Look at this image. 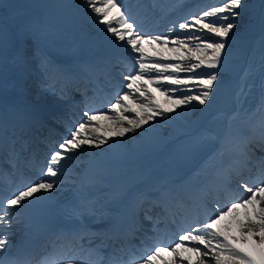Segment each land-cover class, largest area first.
Segmentation results:
<instances>
[{
  "label": "snow or ice",
  "instance_id": "snow-or-ice-1",
  "mask_svg": "<svg viewBox=\"0 0 264 264\" xmlns=\"http://www.w3.org/2000/svg\"><path fill=\"white\" fill-rule=\"evenodd\" d=\"M82 7L90 10V18L103 25L114 43H123L136 54V67L125 77L127 91L118 95L107 111H86L85 119L50 153L39 178L0 196V264H31L30 260L16 257L5 260L13 247L9 232L19 222L21 210L27 204L57 187L56 178L61 175L65 161L76 152L84 146L100 148L113 138H124L145 126L151 127L150 122L157 117L171 118L170 114L183 113L194 102L202 107L211 102L220 82V69L226 67L225 58L237 34V21L243 14L245 0H216L215 4L178 21L169 34L138 31L128 14L126 0H83ZM177 27L184 35L170 38ZM259 42L264 71V16ZM201 69L207 71H198ZM247 75L245 71V89ZM156 92L166 97V104L156 100ZM110 112L113 114L109 115ZM5 135L9 133L0 115V141ZM26 136L20 129L17 140L16 130L11 132L14 152L17 142L20 152L26 150ZM242 187L244 197L216 199L210 208L205 204L203 216L198 212L192 217L175 240H167L154 224L152 245L139 255L133 253L129 264H264V178L251 186L243 183ZM170 195L161 192L159 199ZM240 209L242 214L238 212ZM225 217L231 218L230 224L220 227ZM65 264H74V258H67Z\"/></svg>",
  "mask_w": 264,
  "mask_h": 264
},
{
  "label": "rangeland",
  "instance_id": "rangeland-1",
  "mask_svg": "<svg viewBox=\"0 0 264 264\" xmlns=\"http://www.w3.org/2000/svg\"><path fill=\"white\" fill-rule=\"evenodd\" d=\"M31 1H35V0H31ZM212 0H205V6ZM73 4L77 7H79V10L82 12V14H84L85 18L81 19L83 26L85 27V37H80V35L77 34L76 29L74 31H72L74 33V40L75 42L71 43V49L72 52L70 53V55L64 54V52H62V49L59 48L58 43L56 42L58 35L55 34L54 32L50 31V30H46V31H41L44 30L45 24L46 22L52 17H55L56 20H59L60 16L57 12H53L55 11L57 8H59L60 6H63L64 4ZM262 2L260 0H254V3L251 5L252 10H253V14L256 17L255 21L251 20V16L250 17V23H251V28H254V23L256 22H261L262 20V16H264V10H260V5ZM69 4V5H71ZM39 8H46L48 9V11H44L42 10L46 15H44L43 17L40 15H36L34 17L35 20V37H39L38 40L41 41L40 43V48H46L49 49L48 47L45 46L46 45L52 47L51 51L53 53V55L55 54V56L58 55L57 58L59 57H64V56H68L71 58V61L73 62H80V49L81 48H85L88 51L91 50V48L93 47V41H91V38H89L88 33L90 36H94V35H99L100 33L105 34L106 39L104 40H100L97 45L94 46V49H100L102 47H104L105 45H113V39L110 37L109 34H107L104 30L103 25H97L94 22V19H91L90 17L92 16V13L90 12V10H87L85 8L82 9V5H83V0H49L48 3H44L43 5L38 4ZM204 6V7H205ZM76 7V9L78 10V8ZM13 10L14 8H12L10 6L9 0H0V37H4L6 32L8 31V24H9V17H13ZM14 14H16V12H14ZM83 16V15H82ZM61 19V18H60ZM247 19L245 17H243L241 15V17L239 18V20L237 21V23L239 24V27L237 28L236 31H244L246 33L245 37V44L246 41H250L252 38V30L249 29H241L240 27L243 28V25L246 23ZM62 23V25L64 24L63 21H60ZM2 25V26H1ZM115 26V25H114ZM255 30V28H254ZM261 31V30H260ZM261 34V32H260ZM260 38V37H258ZM4 43H7V39L2 43L3 45V50H7L8 46L4 45ZM258 43V44H257ZM243 44V45H245ZM232 47L234 46V44H232ZM39 46V44H38ZM44 46V47H43ZM171 47V45H169ZM254 46H257L258 49H260V42L258 39V42H256L254 44ZM253 46V47H254ZM145 47L147 48L148 46L145 45ZM240 49H242V45L240 46ZM245 49V50H244ZM244 61L245 59H247V57H249L250 53L248 52V50L246 48H244ZM50 50V49H49ZM229 52H231V48L229 49ZM252 55H256V52L253 49V52L251 54ZM238 56V54H237ZM49 59H51V57H48ZM243 57H236L235 55H231L229 54L228 57H226L225 59L227 60V64L226 67L229 65H236L238 66V64L242 61ZM255 59L258 60V58L256 57ZM256 63H252V57H250V64H249V68H252L251 72H248L247 75V80L248 82H250L249 84H251L250 86H248L246 89L243 86V95L238 96V92L236 94V97L234 95L232 96H228L229 98L227 100H220L218 107L213 111L214 115H212V119H210L207 123H209L205 128L199 129V124H194V123H190V122H186L187 125L192 126V127H196L194 130L191 131H185L179 127H173L167 120H164V123L162 124V129L164 130L163 133L164 134H158L156 133V131H154L153 126H155L158 122H161L159 119H162L163 117H157L154 121L150 122L151 123V127L145 126L144 129L142 130H137L136 133H129L126 135V137L124 138H119L120 140H122V142H130V141H134L136 142L137 139L140 138L141 140V144L143 145H160V144H156L155 142H153V137L155 136V134H157L159 136V138L161 139V142L164 143L166 138H169L171 143H174V147L178 148V149H183V150H188L190 151L191 148L193 147L194 142L196 141H202L203 140V144L201 146H199V154L200 156H202L203 152L208 149L211 145H209V142L211 143H216L217 140H219V136H220V132L225 131V130H230V124H235L237 126L240 125H244L245 121L241 120V124H239L237 121V115H233L232 117H227L225 116V112H222V110H226L225 108V104H230L232 99L237 98L238 100L237 102V106L241 107V110H237L238 113H240L243 109L248 110L250 109V104L254 101L255 102V98L256 97H264V71H262L261 69V64L255 65ZM51 69V68H50ZM48 67H46L45 72L44 71H39L41 72L40 74L42 75H46L47 73H50V70ZM238 71L237 68H233L232 69V74H235ZM250 73H252L250 75ZM14 76L15 73H14ZM35 86L38 85L36 82L33 83ZM153 88H155V86H153ZM48 89V88H47ZM47 91V90H46ZM46 91L44 90V92L40 95V97H43L46 94ZM252 91V93L250 92ZM158 95V92H156ZM251 96H253V98H250ZM160 97V96H159ZM246 97V98H245ZM161 99H164L166 101V97L164 95H162V97H160ZM137 102H139L137 100ZM167 102V101H166ZM235 102L234 100L232 101L231 105H233ZM230 105V106H231ZM200 106V105H199ZM189 111L193 114H195L197 111V109L199 110L198 104H196L195 102L193 103L192 107L188 108ZM231 109V107H229V110ZM234 114L235 111H232ZM212 113V114H213ZM224 113V114H223ZM179 114H183V113H179ZM172 114H170L171 116ZM174 115V114H173ZM147 128V129H146ZM239 128V127H238ZM219 130V131H218ZM143 131L147 134V131H149V133L147 135L143 134ZM214 131H218V133L216 134H212ZM206 134V135H205ZM202 138V139H201ZM121 145V144H120ZM184 146V147H183ZM96 147L93 146H89V150L92 152L93 150H96ZM100 149V148H98ZM151 149V148H150ZM88 150V151H89ZM126 150H130V148H126ZM170 148L167 150V154L169 153ZM172 150V148H171ZM122 154H125V150L122 151ZM125 157V156H124ZM193 156H190V158H187L185 160L186 164L179 168V166H177V168H174L175 170L171 172V177H174L176 175H180L181 173H183L184 171H188V170H192L194 169V166L196 165L194 162L196 161V155L192 158ZM74 158L77 159L74 160ZM192 158V159H191ZM72 161H70V163L74 164V167H70L68 170H66L65 172L67 174H72L71 172H73V175H75L76 173V169L77 167L80 165L81 160L79 159V156H75L72 157L71 159ZM68 161V160H67ZM164 159H158L156 161V164H159V166L162 165ZM176 163V162H173ZM172 163L167 162L165 165V168H168ZM127 166H122L123 168H132V164H126ZM136 167H138V165H136ZM140 169H145L148 168L145 165H140L139 166ZM142 167V168H141ZM110 169V168H107ZM238 212L240 214H242L243 210L240 209L238 210ZM231 218L230 217H225L224 220L221 221L220 223V227H225L227 225L230 224ZM233 234L235 233V230L232 229ZM242 243V242H241ZM168 255V254H167Z\"/></svg>",
  "mask_w": 264,
  "mask_h": 264
},
{
  "label": "bare ground",
  "instance_id": "bare-ground-1",
  "mask_svg": "<svg viewBox=\"0 0 264 264\" xmlns=\"http://www.w3.org/2000/svg\"><path fill=\"white\" fill-rule=\"evenodd\" d=\"M139 2L140 3H143V0H140ZM146 2L147 1H144L143 4H145ZM143 14H145V13H143ZM171 15H173V14H170V16ZM148 16H150V18H153L154 17V14H151V12H149V13H147V17ZM156 19L158 21V16H156L154 18V21ZM153 29L157 30V27H153ZM69 66H70V63H69V65H67V67L69 68ZM68 72L69 71H65L64 72V77L65 76L68 77L70 75ZM160 99H158V102L159 103H161L162 105L163 104H166V101L165 100H163V99L160 100ZM42 107H44V106H42ZM167 149H169V148H167ZM105 151H106V153L109 154V157H111L112 155H116V153L118 152L115 149V147H113L112 150L105 149ZM162 154H164L163 151L160 152L157 155L158 156H161ZM165 156H168L169 157V163L176 162L178 160V151L173 150V149L171 150V148H170L169 153L168 154L166 153ZM67 162L68 161H66V164H67ZM228 162H229V159L228 158L224 160V163H227L228 164ZM63 170H64V168L62 169V171ZM112 171H114V170H112ZM114 175H126V177L131 178V176H132V178H135L134 175H139V173H137V172H130L128 170H122V171H115L114 172ZM59 177H61L64 180H67L68 179L67 178L68 176H66L65 174H61ZM102 187H104V189H107V191L103 192V194L97 193L96 190L98 188L101 189ZM145 187H146V185L143 182L142 184L138 185V187L136 188V190L133 193L130 191L129 197L126 199L127 203H123L122 199H125V198H122V197L120 198L119 196H117V193L115 191H113V193H112V191L104 183L103 184L102 183H99V184H96V185H93V186H89V187H83L82 186V187L74 188V186H73L69 190L64 191V193H62V196L64 197V201L65 202H66V200H69L71 202V204L76 209L81 210V211L97 212L96 210L99 209V204L102 201L107 202L108 204L114 205V208H113V211H112V219H113L116 216H118L119 214L123 213L124 210H125V208L127 210L134 209L135 206L134 205H131V207H129V205H130L129 203L131 202V200H133L134 202H137L138 201V197H139V195H137V194L139 192H143L145 190ZM80 198H82V200ZM94 198H97V199L95 200ZM93 199L95 200V205L96 206L93 208V210H90L91 207H92V200ZM80 200H81V204H79ZM86 216H87V218H89L91 216V214H89V215L87 214ZM14 228L15 229L17 228V226L15 224L13 225L11 231L9 232V235L12 234V232L14 231Z\"/></svg>",
  "mask_w": 264,
  "mask_h": 264
}]
</instances>
